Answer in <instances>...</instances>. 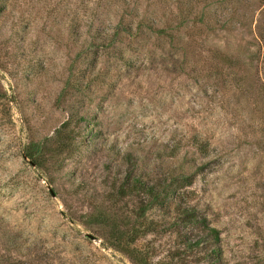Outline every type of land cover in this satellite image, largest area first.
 I'll return each instance as SVG.
<instances>
[{
    "label": "rangeland",
    "instance_id": "1",
    "mask_svg": "<svg viewBox=\"0 0 264 264\" xmlns=\"http://www.w3.org/2000/svg\"><path fill=\"white\" fill-rule=\"evenodd\" d=\"M136 168L206 216L220 264H264V0H0V264H134L103 245ZM148 220L131 250L181 263Z\"/></svg>",
    "mask_w": 264,
    "mask_h": 264
},
{
    "label": "trees",
    "instance_id": "2",
    "mask_svg": "<svg viewBox=\"0 0 264 264\" xmlns=\"http://www.w3.org/2000/svg\"><path fill=\"white\" fill-rule=\"evenodd\" d=\"M214 52L221 55L217 50H214ZM56 143L57 152L63 150L69 151L72 147V139H56ZM24 157L35 169L44 168L45 162L42 160L38 144L33 143L27 146ZM136 170L137 168L134 172L126 174L122 180H119V185H117L114 192L116 193L114 197L118 201L129 198L138 200L139 207L135 214V223L128 227V229L114 226L115 228L111 229V234L103 247L114 249L129 256L134 264H154L152 262L154 259L149 252L142 253L136 248L131 250V246L140 239L143 233L146 234L148 232L150 227H144V223L149 222L148 213L153 209H159L162 216L171 217L173 221L170 224V230L178 234L180 239L181 247L175 249L172 256L173 261L181 262L178 264H188L182 263L186 259L184 260L181 257L184 254L180 252H184L188 260L190 256L187 254L193 256L194 261L189 262L196 264H220V233L209 224L206 216L199 213L195 207L178 202V199L173 194L174 192H169L166 188L161 189L158 185L148 183ZM186 182L190 185L192 184L191 179H187ZM54 194L57 197V193L54 192ZM51 197H53L52 194ZM183 226H188L194 232L196 231V239L193 238L194 236L187 237V234L181 229ZM200 259L203 260L201 261ZM18 264L24 263L19 262Z\"/></svg>",
    "mask_w": 264,
    "mask_h": 264
},
{
    "label": "water",
    "instance_id": "3",
    "mask_svg": "<svg viewBox=\"0 0 264 264\" xmlns=\"http://www.w3.org/2000/svg\"><path fill=\"white\" fill-rule=\"evenodd\" d=\"M50 192H51V194L53 195V197H55V194H54V192H53L52 189H50ZM86 236H87L88 238H90V239H94V237H93L91 234H87Z\"/></svg>",
    "mask_w": 264,
    "mask_h": 264
}]
</instances>
